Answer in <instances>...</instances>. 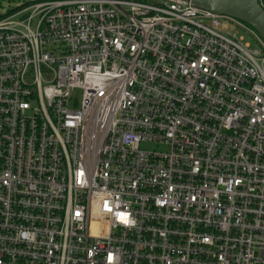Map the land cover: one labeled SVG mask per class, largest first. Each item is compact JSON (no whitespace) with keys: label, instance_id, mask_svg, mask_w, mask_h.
Returning <instances> with one entry per match:
<instances>
[{"label":"built area","instance_id":"obj_1","mask_svg":"<svg viewBox=\"0 0 264 264\" xmlns=\"http://www.w3.org/2000/svg\"><path fill=\"white\" fill-rule=\"evenodd\" d=\"M0 264H264L263 38L186 0L1 14Z\"/></svg>","mask_w":264,"mask_h":264},{"label":"water","instance_id":"obj_2","mask_svg":"<svg viewBox=\"0 0 264 264\" xmlns=\"http://www.w3.org/2000/svg\"><path fill=\"white\" fill-rule=\"evenodd\" d=\"M243 21L251 26L264 40V8L259 0H186Z\"/></svg>","mask_w":264,"mask_h":264},{"label":"rangeland","instance_id":"obj_3","mask_svg":"<svg viewBox=\"0 0 264 264\" xmlns=\"http://www.w3.org/2000/svg\"><path fill=\"white\" fill-rule=\"evenodd\" d=\"M31 0H0V15L3 14L4 12L10 10L13 7H16L18 5L24 4L26 2H29ZM148 1H152V0H148ZM243 37L246 38L247 41H249L251 43L252 47H256V41L254 40L253 37L242 33L241 34ZM75 97L78 100V102H80L81 100V91L77 90L75 92ZM142 148L146 149V150H157V151H164L167 150V147H164L162 145L159 144H154V143H142Z\"/></svg>","mask_w":264,"mask_h":264},{"label":"trees","instance_id":"obj_4","mask_svg":"<svg viewBox=\"0 0 264 264\" xmlns=\"http://www.w3.org/2000/svg\"><path fill=\"white\" fill-rule=\"evenodd\" d=\"M50 1V0H35V2ZM261 5L264 8V0L261 1Z\"/></svg>","mask_w":264,"mask_h":264}]
</instances>
